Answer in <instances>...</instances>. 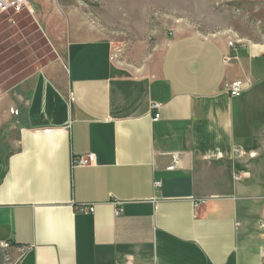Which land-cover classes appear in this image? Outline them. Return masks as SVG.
Segmentation results:
<instances>
[{"label": "crops", "instance_id": "1", "mask_svg": "<svg viewBox=\"0 0 264 264\" xmlns=\"http://www.w3.org/2000/svg\"><path fill=\"white\" fill-rule=\"evenodd\" d=\"M30 3L55 57L1 103L10 264H264V45L179 34L133 68L107 20Z\"/></svg>", "mask_w": 264, "mask_h": 264}, {"label": "rangeland", "instance_id": "2", "mask_svg": "<svg viewBox=\"0 0 264 264\" xmlns=\"http://www.w3.org/2000/svg\"><path fill=\"white\" fill-rule=\"evenodd\" d=\"M107 20L118 37L116 58L138 68L157 42L176 35L225 37L234 47L264 45V0H50ZM31 13L0 14V146L12 150L15 137L1 107L17 85L49 65L54 53ZM12 137V138H11ZM0 264H10L0 249Z\"/></svg>", "mask_w": 264, "mask_h": 264}, {"label": "built area", "instance_id": "3", "mask_svg": "<svg viewBox=\"0 0 264 264\" xmlns=\"http://www.w3.org/2000/svg\"><path fill=\"white\" fill-rule=\"evenodd\" d=\"M25 11H28L31 13V3L30 0H0V14H21ZM230 47H234V43H229ZM245 90L244 84L240 81H236L231 83L228 86V92L231 97L235 98L238 97L243 91ZM160 108V105L154 104L153 109L158 110ZM160 118V115L157 113L154 116V121H158ZM97 164V157L94 154H88L84 156H80L78 158H75L73 160V166L75 167H88V166H95ZM243 177L239 174H236L234 176V179L236 181L241 180ZM160 184L156 183V187H159ZM115 206L119 207L120 203L116 202L114 204ZM95 208L94 206H87L82 207L80 209L81 213L85 214H92L94 213ZM121 209H118L115 211V216H119L121 214ZM10 245L8 243H1L0 242V249L1 250H8Z\"/></svg>", "mask_w": 264, "mask_h": 264}]
</instances>
